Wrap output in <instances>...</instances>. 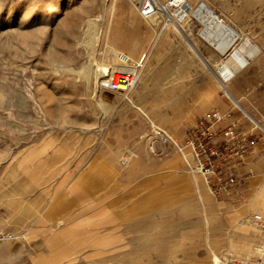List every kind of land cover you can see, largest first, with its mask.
<instances>
[{"label": "rangeland", "instance_id": "374dc122", "mask_svg": "<svg viewBox=\"0 0 264 264\" xmlns=\"http://www.w3.org/2000/svg\"><path fill=\"white\" fill-rule=\"evenodd\" d=\"M123 1L0 0V221L14 234L0 264L264 259V129L218 79L232 50L255 44L243 69L263 79L240 103L264 124V0H193L237 33L226 53L202 35L194 10L153 23L139 0H125L145 20L143 35L132 34L117 12ZM136 38L145 45L134 55ZM118 53L143 63L127 91L98 77L96 64ZM222 96L256 144L244 182L215 195L194 168L185 130Z\"/></svg>", "mask_w": 264, "mask_h": 264}, {"label": "built area", "instance_id": "2783aa9c", "mask_svg": "<svg viewBox=\"0 0 264 264\" xmlns=\"http://www.w3.org/2000/svg\"><path fill=\"white\" fill-rule=\"evenodd\" d=\"M184 1L169 0L167 12L156 0H139V9L144 18L161 14L170 15L172 11L180 9ZM120 55L128 61V55L124 53ZM132 64L133 68L123 67L115 71L104 80V85L114 90L129 88L135 81L136 72L143 67L142 61ZM228 115L219 107L210 108L199 115L185 130V139L192 148L194 168L203 175L209 189L215 195H220L244 182L249 173L245 168V155L256 144L254 134L240 127L236 121L221 124ZM10 239H14V234L0 229V242ZM233 264H264V259H235Z\"/></svg>", "mask_w": 264, "mask_h": 264}, {"label": "bare ground", "instance_id": "6f19581e", "mask_svg": "<svg viewBox=\"0 0 264 264\" xmlns=\"http://www.w3.org/2000/svg\"><path fill=\"white\" fill-rule=\"evenodd\" d=\"M156 1L158 2L159 5L162 6V9L164 11H167V12L169 11V9H167V4L169 0H167L166 2H162L160 0H156ZM196 6H197V9L196 10L193 9ZM138 10H139V7H138ZM189 10H194L195 15H197L198 17L201 16L204 19L203 21L206 26H205V29L202 31V35L205 37V39L210 41L221 52L226 53L230 49L232 44L234 43L237 37V33H235L231 29L230 25L226 24L224 20L220 18L215 13V11H213L212 7L209 4H207L205 1H201L197 5H195L193 3V0H185L181 8L178 9L176 12H173L172 14H170V17L175 16L179 20H182L185 17H187ZM139 13H140V10H139ZM145 19L149 20L150 22L155 21V17L145 18ZM244 43L250 44V40L246 38ZM111 50L113 52L112 48ZM258 51H259V48L255 44L247 48L243 46V48H237V49L232 50L230 52V55H231L230 59L227 61H224L218 68V79L222 83V85L225 87V82L228 79H230V77L234 74V72L239 67L244 65L245 63H248V60L252 59V57H254V55ZM128 56H129L128 61H125V59H123L121 55L118 53L116 58L115 57L111 58L112 62L111 64H109V66L101 67V66H97L98 64H96L99 79L106 80V78L112 76L115 71L123 67L133 68L132 56L131 55H128ZM139 75H140V70L136 72V77H135V81L133 85H131L129 88L122 90V91H127L129 89H132L138 83L139 77H140ZM196 175L197 174L194 173L195 179H197ZM238 222L240 224H244V225L246 224V220L244 219H241ZM5 241H8V240H4L2 242H5ZM214 260L216 264H221L222 262L219 256H217L216 254H214Z\"/></svg>", "mask_w": 264, "mask_h": 264}, {"label": "crops", "instance_id": "0c3cea01", "mask_svg": "<svg viewBox=\"0 0 264 264\" xmlns=\"http://www.w3.org/2000/svg\"><path fill=\"white\" fill-rule=\"evenodd\" d=\"M119 8L122 9L121 13H123V15L128 17V19L130 21V24H131V26H132V28L134 30V31H132L133 32L132 34H136L138 36L140 34L143 35L142 31H143L144 27L146 26L144 24L145 20L143 18H141L133 10L131 5L129 3H127L125 0L122 2V4H120L118 6L117 12H118ZM117 37H118L117 34H115V33L111 34L110 42H111L112 45H117L118 46V44L116 42ZM144 45H145V43H144V41H142V38H136L134 49H132L131 52L134 55L139 54L141 48ZM257 53L254 55V57L257 55ZM254 57H252V59ZM252 59H249L248 63H245L244 65L239 67L234 72V74L230 77V79H228L225 82L226 83L225 90L227 91V93H228L230 98L233 97L232 100L235 101V104H237L243 110L245 115L257 127H260L262 129H264V124H262L258 119H256L249 112H247L244 109V107L242 106V104L240 103L241 100L242 101L246 100L247 96H250V95H252V94H254L256 92L258 81H261V79H263L260 70H257L256 68L254 69L253 67H251V69H250V67L247 68V69H243L244 67H246L251 62ZM227 83H229V87H228ZM216 101L219 102L220 109L222 111H225L226 113L229 114L227 116V118L221 123L222 125H225V124H228V123L234 122V121H236L238 124L243 123V117L238 111H236V108H235L236 105L235 106H234V104L232 105L224 96H222L220 99H217ZM256 190H258V185H257ZM2 225H3V223H1V221H0V229H3ZM5 242L6 243H3V242H2V244L0 243V257H1L2 253L6 252L7 250L10 249V245L8 244L9 242L8 241H5Z\"/></svg>", "mask_w": 264, "mask_h": 264}]
</instances>
